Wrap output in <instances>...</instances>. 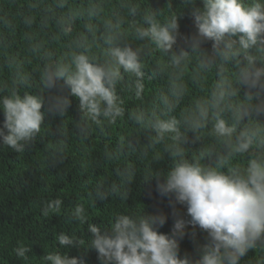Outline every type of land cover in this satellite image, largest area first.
<instances>
[{
  "label": "trees",
  "instance_id": "16d2710c",
  "mask_svg": "<svg viewBox=\"0 0 264 264\" xmlns=\"http://www.w3.org/2000/svg\"><path fill=\"white\" fill-rule=\"evenodd\" d=\"M247 7L264 0H242ZM193 8H202V0H0V98L12 93L40 95L45 98V119L41 131L17 152L0 144V264H46L50 251L83 255L87 264H98L96 252L87 250L91 239L88 224L106 229L114 214H167L161 232L169 233L177 216L190 219L186 208L174 198L157 191V175L166 174L181 159L227 172L247 167L250 159L264 155V115L249 113L236 126L232 142L244 128L260 129L249 152L234 153L226 138L213 132L217 109L212 93L217 85L230 81L236 95L221 104L222 118L235 123L233 109L255 101L246 97V89L237 85L239 69L246 64L243 53L224 60L215 55L212 41L193 50L189 41L196 27ZM148 15L161 24L178 18L180 37L168 53L158 50L147 38L140 39L137 27H148ZM111 46L129 45L139 49L143 77L124 73L116 85L122 101V116L114 121L104 117L100 123L86 118L79 100L70 97V106L61 115L50 110L52 97L67 95L58 85L44 86L46 69L59 62L70 63L73 53L85 52L91 60L103 64ZM238 48V36L233 37ZM223 47V45H221ZM187 52L179 64L173 54ZM257 65H264V46L248 50ZM205 60L210 64L203 66ZM143 90L136 95L135 81ZM62 84V82H60ZM198 105L208 108L203 127H194ZM143 114L137 121L135 115ZM157 118L179 121L181 138L166 133L157 138L151 124ZM4 119L0 110V123ZM179 148L180 156H173ZM104 194V198H101ZM62 200L60 213L45 216L50 200ZM83 204L87 221L80 224L72 212ZM60 232L75 235L85 246L61 248L56 241ZM180 244V255L194 256L206 242L207 233L189 226ZM195 232V236L192 233ZM23 242L30 247L27 259L14 251ZM240 264H264V249L250 250Z\"/></svg>",
  "mask_w": 264,
  "mask_h": 264
},
{
  "label": "clouds",
  "instance_id": "9594fccd",
  "mask_svg": "<svg viewBox=\"0 0 264 264\" xmlns=\"http://www.w3.org/2000/svg\"><path fill=\"white\" fill-rule=\"evenodd\" d=\"M192 17L196 27L190 39L193 50H198L205 41H212L215 55L224 60L234 58L241 53L246 64L239 69L237 85L246 89L249 101L245 106L233 109L235 123L229 125L222 118L221 104L226 97L236 95L237 89L230 81L217 85L212 93V107L217 109L213 132L226 138L234 153H246L256 142L260 129L244 128L232 142L236 126L249 113L264 115V65H257L248 50L264 46V4L255 2L245 6L242 0H202V8H193ZM148 27H137L140 39H149L155 47L165 53L176 46L180 37L179 23L172 16L166 23H159L154 16L145 17ZM238 36V48L233 37ZM108 59L99 64L90 59L85 52L73 53L70 63L59 62L53 69H46L44 86L51 90L58 85L68 89L67 95L52 97L50 110L63 114L70 106V97L79 100L84 116L95 123L104 117L110 122L124 113L121 107L116 85L124 73L143 77V64L139 49L129 45L111 46L113 38L106 41ZM223 45V47H221ZM187 57V52L173 54L172 62L179 64ZM205 60L203 66L210 64ZM62 82V84L60 83ZM136 95L143 90V84L137 79L134 84ZM45 98L25 93L22 96L12 93L0 98V110L4 119L0 123V144L14 151L23 152L25 145L41 131L45 119ZM198 116L194 127H203L208 117V108L198 105ZM140 121L143 114L135 115ZM179 121L175 118L163 120L157 118L151 126L162 139L166 133L174 134L172 139L181 138ZM176 148L173 156H180ZM216 167L203 166L199 162L190 163L181 159L162 176L157 175V191L161 195H171L174 203L186 208L184 219L177 216L169 233L161 232L168 216L163 211L153 214H114L106 229L100 225L88 224L91 239L87 250H94L98 264H240L250 250L264 249V155L250 159L246 168H230L227 172ZM104 198V194H101ZM62 200L56 198L47 202L43 209L45 216L60 213ZM72 216L84 224L88 217L83 204H79ZM199 228L207 233L206 242L194 256L180 255V244L188 234L186 229ZM195 236V232L192 233ZM56 241L61 248L80 249L85 241L75 235L60 232ZM17 256L27 259L30 247L21 242L14 249ZM43 260L46 264H87L83 255L70 256L59 250L50 251Z\"/></svg>",
  "mask_w": 264,
  "mask_h": 264
}]
</instances>
